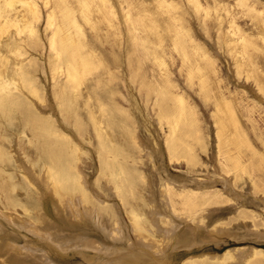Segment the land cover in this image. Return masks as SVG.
<instances>
[{
  "label": "rangeland",
  "instance_id": "obj_1",
  "mask_svg": "<svg viewBox=\"0 0 264 264\" xmlns=\"http://www.w3.org/2000/svg\"><path fill=\"white\" fill-rule=\"evenodd\" d=\"M28 1L36 17L20 2L8 15H27L31 33L18 34L16 25L0 33V55L14 79L11 102L18 107L11 118H0L5 211L37 219V192L16 163L14 144L24 135L25 121H39L50 141L82 151L94 207L116 215L128 244L141 242L131 231L132 217L149 236L157 234L156 222L176 235L193 229L197 238L220 235L218 242L177 248L169 264H235L238 256L229 250L251 253L245 264H264V0H83L86 7L79 0ZM63 10L80 31L67 25ZM69 34L74 40L79 34L88 60L82 77L71 71L70 79L64 55L59 61L55 55L58 39ZM176 37L186 56L174 48ZM75 61L79 66L77 58L70 62ZM177 98L184 103L181 112ZM227 108L235 128L227 124ZM169 117L178 120L174 134ZM219 121L227 127L217 145ZM27 138L41 164L46 144L32 134ZM175 140L171 158L168 146ZM109 165L113 177L104 188L100 168ZM219 174L231 187L224 188ZM65 261L82 264L70 252Z\"/></svg>",
  "mask_w": 264,
  "mask_h": 264
},
{
  "label": "bare ground",
  "instance_id": "obj_2",
  "mask_svg": "<svg viewBox=\"0 0 264 264\" xmlns=\"http://www.w3.org/2000/svg\"><path fill=\"white\" fill-rule=\"evenodd\" d=\"M18 2L26 6L25 12L32 19L37 16L36 6L28 0H0V33L6 30L5 26L9 25H16L18 34L22 33L25 29L31 33L32 29L27 20V15H20V20L18 17L13 16V18L8 15L9 9H12L15 3ZM79 2L80 4H84L85 7L87 6L85 1L79 0ZM63 16L67 21V25H71L77 31H80L76 20L70 18L66 10H63ZM58 33H60V28L56 29L52 42ZM57 43L56 60H61L62 55H64L67 62L68 79L75 77L71 75V71L82 77L81 71L88 68V60L84 58L85 45L82 44L79 34L75 40L71 34L64 37L61 36ZM173 46L175 49L180 50L181 55L186 56L180 37H176ZM13 50L16 51L12 49L8 50V52H12ZM87 54L89 53L87 52ZM66 58H69L70 61L72 58H77L79 66L76 64L77 60L72 64ZM7 64L8 59L0 55V118H11L14 111L18 109L17 105L11 102L9 87L14 86V79L8 78ZM14 73L17 77L22 76V71L19 67L16 68ZM71 89L73 90V88ZM75 91L72 93L75 94ZM176 100L179 104L178 111H183V101L179 98ZM227 111L230 114L227 124L235 128L234 116L228 108ZM161 115L167 116L169 113L165 114V112H162ZM169 116L171 117V114ZM170 117L168 124L171 133L174 134L178 120L174 119L171 121ZM183 118L189 122L188 124L193 126L188 114H185ZM179 119H182V117L180 116ZM31 122L32 120L25 121L23 127L24 135L15 140L14 157L16 163L18 162L19 167L22 168L24 176L37 192L40 211L37 219L30 221L20 217L17 212H6V208L3 204H0V260L2 259L0 264H35L34 260L37 257L35 254L40 257L38 260H40L41 264H66L67 252H70L73 256H79L82 264H169V255L177 248H190L198 243L216 242L220 239L218 237L220 235L212 233L205 237V239L197 238L194 229L187 236H182V234L176 235L171 228L160 227L153 218V212L151 211L150 216L152 223L156 222L154 226L157 234L150 235V237L147 234L149 232L147 228H144L142 225L140 227L139 222L129 217L131 231L138 234L137 236L140 237L141 242L128 244L129 241L127 242V239L123 235V233L125 234L124 228L122 230L116 215L112 216L107 208L94 207L92 195L86 189L88 183L84 174V168L87 165L83 159L85 156L83 157L82 151L70 142L64 145L60 141H50L45 136V129L41 122L35 121L30 124ZM95 124L97 130H101L99 127L100 122H96ZM217 126L219 132L216 135V140L217 145H219L222 142L220 140L225 133L227 125L219 121ZM30 134L33 135L36 141H42L46 144L47 157L41 161V164L39 162L37 147L27 144L29 142L26 143V138ZM53 134L55 133L53 132ZM177 147L178 141L170 142L168 150L171 158ZM154 150L153 153L155 152ZM115 152L113 150V153ZM146 154L149 156L152 154V151L148 149ZM187 156L188 159L192 160L189 153H187ZM26 157H29L30 164L28 167L23 163ZM34 163L38 165V171L33 168L32 164ZM213 170L218 174L216 166L213 167ZM100 175L104 177L105 184L99 183L103 184L104 188H107L109 181L113 177L111 166L109 165L104 169L100 168ZM219 176L220 183H222L225 189L231 187L229 178L227 179L223 175L222 177L220 174ZM159 232L162 235L158 236ZM117 242H122V245H119ZM163 243L165 244L162 245ZM227 254L238 256L234 261L235 264H245L248 259L247 256L249 257L251 253L247 254V252L241 250H229ZM222 257L217 256L215 259L221 260Z\"/></svg>",
  "mask_w": 264,
  "mask_h": 264
}]
</instances>
